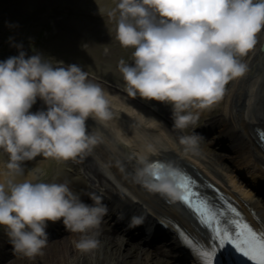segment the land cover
Segmentation results:
<instances>
[{
    "label": "clouds",
    "instance_id": "obj_1",
    "mask_svg": "<svg viewBox=\"0 0 264 264\" xmlns=\"http://www.w3.org/2000/svg\"><path fill=\"white\" fill-rule=\"evenodd\" d=\"M108 16H118L120 46L133 50L134 64L118 65L127 95L170 105L174 127L184 129L199 118L192 109H210L245 73L241 58L264 29V0H117ZM60 65L39 54L26 59L22 51L0 62V151L8 157L9 177L0 182V228L14 254L30 260L43 254L48 222L62 221L82 234L73 241L76 250L97 249L108 211L99 197L84 203L67 183L17 180L24 176L22 163L37 156L67 162L90 152L99 140L87 132L86 120L112 119L109 94L80 66ZM37 98L47 110L32 114ZM179 143L195 148L197 137L182 136ZM148 187L178 196L166 177Z\"/></svg>",
    "mask_w": 264,
    "mask_h": 264
},
{
    "label": "bare ground",
    "instance_id": "obj_2",
    "mask_svg": "<svg viewBox=\"0 0 264 264\" xmlns=\"http://www.w3.org/2000/svg\"><path fill=\"white\" fill-rule=\"evenodd\" d=\"M263 40L264 29L256 35L253 48L241 58V62L246 65L245 73L230 81L222 98L214 104L220 112L216 130L221 132L225 142L231 143L234 160L231 156L211 152L202 141H197L195 148H186L179 143L182 135L173 137L167 132L168 129L176 132L171 112L161 111V108L158 112L152 111L108 88L103 89L110 97L112 119L98 122L89 118L85 122L87 132H93L99 142L90 152L78 157L73 168L76 170L80 166L89 178L86 180L90 183L95 180V184L103 187L114 199L129 203V208L134 210L128 216V221L132 222L133 217L139 220L147 216L156 224H161L163 227L158 228V233L154 231L150 234L161 235L164 247L156 246L152 240L147 241L140 232V243L127 242L125 237L131 236L132 232L122 226L126 222L119 221L112 225V217L106 222L104 218L109 216L107 211L98 229L100 246L91 252L76 250L73 241L80 239L82 234L71 233L47 244L42 250L43 254L35 259L30 260L20 253L12 252L0 257V264H172L171 261L193 264L191 253L179 242L173 225L206 245L209 239L191 220L175 209L172 198H166L170 201L166 203L157 192L149 190L142 166L150 160H161L188 172L204 190L205 183L214 182L222 192V197L238 206L259 228L264 223V154L255 143L254 133L257 128H264V53L259 52ZM34 106L37 110L41 109L37 102ZM160 112L165 119L158 116ZM215 122L213 117L205 119L206 126ZM199 133L202 132L198 129L193 131V134ZM252 160L256 161V165L252 164ZM43 165L44 162L36 163V170ZM21 166L24 176L17 177V180L27 178L37 182L38 171L24 163ZM62 176L63 180L56 183H67L70 189L78 187L76 181ZM8 178V170L0 157V182ZM207 193L214 201L217 200L213 192ZM80 196L84 203L92 204L88 195ZM58 222H48L46 231L52 230L58 234L62 229L66 231L63 223L60 225ZM138 223L143 222L139 220ZM184 250L188 255H182Z\"/></svg>",
    "mask_w": 264,
    "mask_h": 264
},
{
    "label": "rangeland",
    "instance_id": "obj_3",
    "mask_svg": "<svg viewBox=\"0 0 264 264\" xmlns=\"http://www.w3.org/2000/svg\"><path fill=\"white\" fill-rule=\"evenodd\" d=\"M116 3L117 0H0V62L19 55L21 51L25 53L26 59L39 54L49 63L62 62L65 67L78 65L88 73L93 83L128 96L118 65L120 60L127 63L133 50L122 48L116 40L118 16L116 18L108 16V12L115 9ZM131 99L137 100L148 109L161 108V111L167 110L172 113L170 105L145 101L139 97ZM36 102L41 106L37 112L47 110L42 100L37 99ZM192 111L198 112V120L184 129L174 127L176 132L168 129L170 136L180 137L182 133L186 136L194 135L197 141L204 142L211 152L228 155L233 159L234 154L228 149L229 143L225 142L220 136L221 133L216 130L220 121V112L216 106ZM159 114L164 118L162 112ZM208 117L215 118L216 122L206 126L205 119ZM194 129L202 133L193 134ZM196 148L201 150L200 147ZM0 157L6 165L7 155L0 151ZM39 162H44V165L36 170L35 165ZM70 162L72 161L66 163L70 165ZM23 163L30 169L38 171L37 182H56L62 179L65 169V166L60 164L61 161L41 156ZM80 179L83 180V177L80 176ZM138 232L133 231L132 237H125L126 241L140 243ZM70 234L71 232L63 230L48 237L47 244ZM12 252L13 248L5 230L0 228V257ZM171 263L181 264L175 261Z\"/></svg>",
    "mask_w": 264,
    "mask_h": 264
},
{
    "label": "snow or ice",
    "instance_id": "obj_4",
    "mask_svg": "<svg viewBox=\"0 0 264 264\" xmlns=\"http://www.w3.org/2000/svg\"><path fill=\"white\" fill-rule=\"evenodd\" d=\"M256 131L264 145V128H257ZM151 167L155 170L156 180L166 177L174 183L175 189L180 192L181 203L194 213L200 225L210 234L206 245L175 226L179 239L191 249L199 264H216L220 251L228 246L250 264H264V223L254 229L223 197H219L222 205L217 206L198 191L196 181L183 170H165L159 162L152 163ZM161 172H164L163 176L159 174Z\"/></svg>",
    "mask_w": 264,
    "mask_h": 264
},
{
    "label": "water",
    "instance_id": "obj_5",
    "mask_svg": "<svg viewBox=\"0 0 264 264\" xmlns=\"http://www.w3.org/2000/svg\"><path fill=\"white\" fill-rule=\"evenodd\" d=\"M260 50H264V43L261 45Z\"/></svg>",
    "mask_w": 264,
    "mask_h": 264
}]
</instances>
